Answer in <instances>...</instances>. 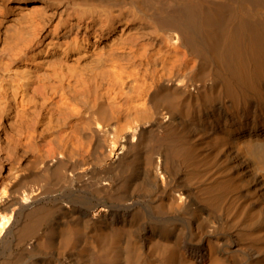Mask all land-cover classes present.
Returning <instances> with one entry per match:
<instances>
[{
  "label": "bare ground",
  "instance_id": "1",
  "mask_svg": "<svg viewBox=\"0 0 264 264\" xmlns=\"http://www.w3.org/2000/svg\"><path fill=\"white\" fill-rule=\"evenodd\" d=\"M0 264H264V0H0Z\"/></svg>",
  "mask_w": 264,
  "mask_h": 264
}]
</instances>
